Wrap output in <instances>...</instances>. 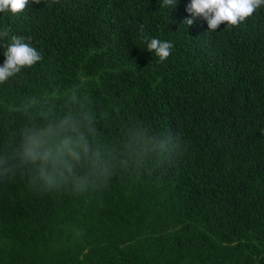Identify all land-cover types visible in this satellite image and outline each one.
<instances>
[{
  "label": "trees",
  "instance_id": "obj_1",
  "mask_svg": "<svg viewBox=\"0 0 264 264\" xmlns=\"http://www.w3.org/2000/svg\"><path fill=\"white\" fill-rule=\"evenodd\" d=\"M189 3L0 12V66L43 57L0 83V264H264V5L211 31ZM65 120L88 152L48 188L24 146Z\"/></svg>",
  "mask_w": 264,
  "mask_h": 264
},
{
  "label": "clouds",
  "instance_id": "obj_2",
  "mask_svg": "<svg viewBox=\"0 0 264 264\" xmlns=\"http://www.w3.org/2000/svg\"><path fill=\"white\" fill-rule=\"evenodd\" d=\"M29 2L30 0H0V12L21 13ZM163 2L165 5L174 4V0ZM31 3L40 4L41 0H31ZM261 5H264V0H190L186 11L191 18L185 19L184 23L191 26L196 18L202 17L207 21L209 30L215 31L225 22L227 26L239 25ZM8 34V29L0 31V38L7 37ZM172 47L170 42L156 38H152L147 44V50L154 51L160 61L170 56ZM4 55L6 60L0 66V83L20 72L21 68L31 67L43 58L35 48L24 42L23 37L18 36L11 37ZM87 152L88 144L84 133L69 120L61 122L58 128L48 127L29 135L24 146L26 158L33 163L39 162L41 179L48 188L55 185L57 175H62L65 171L70 173L72 161L79 162Z\"/></svg>",
  "mask_w": 264,
  "mask_h": 264
}]
</instances>
